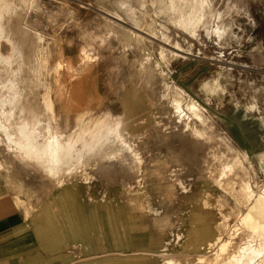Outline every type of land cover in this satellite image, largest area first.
<instances>
[{"label": "rangeland", "instance_id": "obj_1", "mask_svg": "<svg viewBox=\"0 0 264 264\" xmlns=\"http://www.w3.org/2000/svg\"><path fill=\"white\" fill-rule=\"evenodd\" d=\"M10 1L16 3L18 7L17 0ZM34 1L31 6L19 5L18 10L23 22L28 19L27 21L32 23V31L39 35L37 49L41 54H45L48 67L42 71L39 79L41 84L51 88V97H54L53 93L57 86L62 87L65 79H68L69 75L75 74V69L79 64L77 53L80 49L94 46L97 48V45L100 44L98 47L101 48H97L92 62L80 73V77L73 81V92H75V95L71 96L73 104L75 107L77 106L78 110L85 107L84 111L89 110V113L98 115L106 110L118 114L122 111L123 105L129 103L131 112L127 116V121L132 123L128 126L131 136L132 134H141V131H149V134H143L137 143V152L141 153L139 157L143 160H141V165L138 164L140 167L134 169L133 173L120 167L114 169V172L111 170V172H107L108 174L105 173L106 175L94 172V177L91 178L88 188L80 184L73 188L70 198L77 208L74 221L79 226L64 230L57 229L48 233L53 237L48 246L40 248L42 259L48 262L46 256L49 255L52 259V263L49 264H56L55 260L57 258L60 260V255L68 254L74 258L73 264H164L165 257H177V253L181 250L185 252V247H181V243L173 241L178 231H196L201 226L208 225L211 228L214 226V222L218 219L219 190L215 186H211L212 183L209 179L197 182L196 180L186 181L187 174L180 170V167L165 168V173L173 170L172 173L175 176H167L162 180L156 179L161 173L153 167L158 165L160 160L162 161V156H165V162L169 166L179 165L181 158L183 165L188 170L195 169L207 145H195L174 133H178V131L172 132L174 117L166 105L159 104V84L147 83L140 78L134 63V59L138 56L133 47H121L114 37L106 34L105 18L128 29H136L126 19L122 10L117 8L115 0ZM135 1L133 0V6L135 5V10L139 13L141 8ZM229 1L239 5L232 26L235 38H229L232 40L231 45L221 46L212 35L206 37L201 31H199L198 39L191 38L170 24H166L168 40L151 34L144 35L151 41L154 48L163 46L171 49L174 40H177L181 45L182 64L175 68L177 74H175L174 80L185 86L186 90L190 86L214 77L220 66L229 69L230 72L229 81L224 84L226 94H229L227 97L236 98L234 91L245 97L254 86L264 89V81L260 78L264 75V65H261L259 61L264 56V0H221L216 3V7L224 10L226 3H230ZM148 3L147 0L145 9H148ZM244 10L249 13V17L243 13ZM146 18L148 21L155 20L158 28L160 23L165 22L164 17L154 14L152 11H149ZM88 31H92V34H89ZM94 31L97 32V37L95 33L93 34ZM88 34L92 37L91 39L88 38ZM94 36L96 40L100 37L95 41L97 43L94 42ZM102 37L105 43L99 40ZM84 42H89L88 46ZM3 50L6 51L5 48ZM65 65L66 67H64ZM62 70L64 74H62ZM42 80L44 81L42 82ZM231 86H234V89ZM42 92L43 88L40 87L37 98L42 95ZM70 92L72 93L71 89ZM129 93L131 94L129 95ZM54 99L55 108L59 111L61 101L56 97ZM227 101L229 107L233 108L234 101L229 98ZM210 107L213 125L226 132L223 129V121L220 119L223 115L222 111H220V115L216 114L217 108L214 102ZM74 113V105H72L68 113L67 121L69 123H71ZM154 114H159L161 124L168 123L171 126L166 141L163 139L165 135L157 138L151 131L155 128V119L152 117ZM153 132L156 133V131ZM255 132L258 133V130L256 129ZM263 147L262 145L261 148ZM172 156H176L177 159L171 160ZM5 173L3 171L0 177L5 180H3L5 186L10 187L15 195L14 183H20L23 186V193H18L19 196L30 202L31 196L34 195L33 203L35 204L41 205L47 198L45 193H49L50 190L53 192L57 186L48 183V187H46L45 179L32 171L21 170L16 164H13L8 174L13 183L5 179ZM199 173V171H195V174L199 175ZM151 177L154 179H148ZM21 178H25L26 182L31 180L34 183L29 186ZM63 179V183H68L76 181L78 177L72 176ZM148 180L150 181L145 189L147 193H140L141 188L146 185ZM179 180L187 183V192H182L177 186ZM259 180L264 182L262 174H259ZM101 197L102 199H111L110 204L116 210L118 218L120 217L126 223L117 225L114 230L108 226H99L98 228L95 226L98 219L105 218L106 215V211L100 203ZM202 201L203 206L208 203L207 209L201 207L200 202ZM229 207L227 206L225 211L220 206V211L227 214L230 212ZM11 211L13 210L9 206H5L3 209V213ZM20 212L22 214V211ZM227 222L231 225L234 222V217L229 216ZM104 223L107 222L104 221ZM81 224L84 225L80 226ZM83 234L84 237H82ZM115 235L118 239L124 240V243L117 244ZM168 240H171L170 244L166 248L165 256L161 257L157 255L155 257L138 255L143 256L142 258L131 255L117 257L112 251L97 254L96 257L90 255L110 248L162 251L163 245ZM187 258V260L179 258L176 264H197L195 256Z\"/></svg>", "mask_w": 264, "mask_h": 264}, {"label": "bare ground", "instance_id": "obj_2", "mask_svg": "<svg viewBox=\"0 0 264 264\" xmlns=\"http://www.w3.org/2000/svg\"><path fill=\"white\" fill-rule=\"evenodd\" d=\"M136 1L141 8L139 13L136 12L135 5L133 6V0H115L117 8L122 10L136 31L105 18V32L114 37L121 47H133L137 52L138 57L134 59V63L142 80L159 84V104L166 105L174 117L172 132L178 131L174 133L195 145H207L195 169L188 170L180 158V170L186 172V181L196 180L197 182L209 179L211 186L219 190L218 219L214 222V226L198 233L178 231L173 241L181 243V247H185V252L181 250L177 253V257H165L163 263L176 264L179 258L187 260V257L195 256L197 264H247L251 254L247 250L242 252L241 249L250 248L259 251L264 246V240L261 239L259 232L253 233L240 226L239 221L248 215L245 204L248 203L247 197L250 193L246 189L251 187L253 189L251 195L256 197L251 204H248V207L257 204L260 196L264 195V190L255 192L256 186L262 183L259 180V174L264 177V168L260 167L261 161H264V151L254 153L244 139H241V144L245 147L241 150L230 135L213 125L212 116L203 102L191 96L185 86L174 80L177 74L175 68L182 64L183 58L180 54L181 45L177 40L172 41L171 49L163 46L154 48L151 41L144 36L151 34L168 40L166 24H170L191 38L198 39L199 31H201L206 37L212 35L221 46L231 45L232 40L229 38H235L232 26L239 5L229 1L225 9L221 10L217 8L218 6L216 7V3L221 0H207L209 5L207 8L199 6L200 0H148L149 7L145 9L147 0ZM34 2V0H17L18 7L19 5L31 6ZM170 3H187L188 7H178L173 12L171 7L162 6ZM18 7L10 0H0V36L4 41L0 43V177L4 171L6 172L5 179L13 183L8 174L13 164H16L21 170L32 171L45 179L46 187L48 183L58 186L63 183V178L72 176L78 177L77 180L82 183L89 184L91 178L94 177V172L106 175L105 173L111 170L114 172L117 167L124 169L126 160L132 161L133 166L134 163L140 164L143 159L139 157L141 153L138 154L136 149L135 140L138 138L131 136L128 130V126L132 125L131 121H127V116L131 112L129 103L124 104L122 111L118 114L106 110L93 115L88 112L89 110L84 111L85 107L78 110L71 100V96L75 95L73 81L79 78L80 73L92 62L97 48H101L98 47L100 44L97 48L94 45L92 48L89 45L90 48L87 49L80 46L82 48L77 53L79 64L76 65L75 74L69 75L63 86H57L54 90V97L61 101L60 109L57 111L55 99L50 95L51 88L49 89L48 85L45 87L39 79L42 71L48 68L45 54H41L37 49L39 35L32 31V23L28 22V19L23 22ZM149 11L165 18V22L160 23L159 28L155 20H147L146 16ZM243 13L249 17V13L245 10ZM185 28L190 30L195 28V37L190 32L186 33ZM91 32L88 31L89 34ZM89 34L88 38L91 39ZM95 36L94 42L100 38L96 40L97 36ZM9 40L11 44L7 43ZM99 40L105 43L103 37ZM176 45H179L178 49L175 48ZM4 48L6 51L3 50ZM161 56H164L163 60L160 59ZM63 70L62 74H64ZM229 73V69L220 66L213 78L203 80L195 86L201 91L204 83L215 81L222 90L211 99L209 93L201 91L203 98L212 100L222 110L229 108L227 101L229 98L234 101L232 105L237 110L236 98L227 97L229 94L227 95L224 89V84L229 81ZM40 87L43 88V92L37 98ZM71 104L74 105L75 115L69 123L67 120L69 109L72 108ZM253 105L245 108L246 113L257 111L256 105L255 108ZM158 115L152 116L155 119L154 125L155 128L163 127L166 133L163 139L166 141L171 126L168 123L161 124ZM106 116L119 118L121 125L119 139L109 135L108 129L113 125L105 120ZM21 124L26 125L23 128V136L19 130ZM5 129H7L6 132ZM193 131L199 132L200 137H195ZM174 159L176 160L177 157L172 156L171 160L174 161ZM195 171H199V175L195 174ZM172 172L173 170H170L165 177L172 176ZM15 180L18 179L15 178ZM178 184L182 192H187L188 185L185 181L179 180ZM14 189L16 190L13 197L14 206L29 213L33 209L31 203L27 199H22L18 194L23 193V186L20 183H14ZM222 201L230 206V212L227 214L220 211ZM229 216L234 217L231 225L227 222ZM255 219L256 217L253 216V220ZM169 241L171 240L166 241L163 250L157 256H165ZM221 247L225 249L223 252H221ZM254 264H264V257H256Z\"/></svg>", "mask_w": 264, "mask_h": 264}, {"label": "crops", "instance_id": "obj_3", "mask_svg": "<svg viewBox=\"0 0 264 264\" xmlns=\"http://www.w3.org/2000/svg\"><path fill=\"white\" fill-rule=\"evenodd\" d=\"M253 59L254 58L252 56V61ZM259 61L261 65H264V56ZM260 78L262 79V81H264V75H262ZM233 84H234V80H233ZM231 87L232 89H234V86ZM188 91L191 96L203 102L208 112L212 116L211 114L212 109L210 105L213 101L204 99L202 92L200 91V88H197V86L195 85L190 86L188 88ZM234 93L236 95V100L238 103L237 110L232 109L230 107L227 108L226 110H222L214 102L217 108L216 114L220 115V111H222L223 115L221 116L220 119L223 121L222 122L223 129H225L226 132H224L220 128L219 130L227 135H230L233 138V140H235L237 146L241 148V150H243L245 147L244 145L241 144V139H244L248 142L249 144L248 146L252 147L254 153L257 152L263 153L264 147L261 148V146L262 145L264 146V89L262 87L254 86L251 92L245 97L236 93V91H234ZM253 104L256 105L257 111H254L253 113H246L247 110L245 108ZM151 119L154 120L153 118ZM256 129L258 130V133L255 132ZM151 131L154 134V136H156L157 138L160 136L163 137L165 135V130L160 129L158 127L152 129ZM153 131H156V133ZM143 134H149V131L148 132L141 131V134L140 133H137L135 135L132 134V136L138 138L137 140H135L136 148H137V143L139 142V139H141V136H143ZM126 162L127 163L125 164L124 169L127 172L133 173L134 169H137L141 165V163L140 165L134 163L133 166L132 161L128 162L126 160ZM176 167L181 168L180 163L179 165H174V167H171L167 165V163L165 162V156H162V161L160 160L159 164L153 167L154 169L159 170L161 172V175L157 176L156 179L162 180L166 178L165 168L174 169ZM173 175L175 176L174 173ZM21 179L23 180L24 183L28 184L29 186H31L32 183H34V181L32 182L31 180L26 182L25 178L24 179L21 178ZM148 179L152 180L154 179V177ZM149 181L150 180L146 182V186H143L141 188L140 193L142 194L147 193L145 189H147L148 187L147 183H149ZM79 184L83 185L85 188L89 187L88 184H85L84 182L82 183L81 181L78 180L73 182H68V184L62 183L56 186L53 192L45 193V195H47V198L43 201L41 205L33 203L34 195L31 196L30 203L32 204L33 209L30 210L29 213H25V211L22 208H17L14 206V202H13L14 191L10 187H6L2 178H0V264L52 263V259L49 255L46 256V258H48V262L42 259L40 248L45 247V245L48 246V243L51 242L50 240H52L53 236L51 234L48 235V233H51L52 231L57 229L64 230V229L72 228L73 226H79V224L75 223L74 221L75 218L74 214L76 213L75 211L77 208H75V204L73 200L70 198L72 197L71 196L73 190L72 188H74L76 185ZM178 185L179 184L177 182V186ZM7 195H9V197H7ZM110 200L111 199L109 198L102 199V197L100 199V203L103 205L106 211V215H105L106 220L105 218L102 217L99 218L98 223L95 224L97 228L99 226H108L114 230L117 225H122L125 223L124 220L122 221L120 220V217L118 218L116 210L110 204ZM200 205L202 208L205 209L208 208L203 206V201L200 202ZM5 206H9L13 211L9 213H3V209ZM16 210L22 211V214L20 211H16ZM104 221H106L107 223L105 224ZM40 223L42 224V226ZM83 225L84 224H81L80 226ZM209 229H211V226L205 225V226H201L196 231L188 230L186 232L198 233V232L207 231ZM84 236L85 235L83 234L82 237ZM114 237L117 244L124 243V240L118 239L117 235H115ZM111 251L112 253L116 254L117 257H124L131 255V256H136L138 258L143 257L138 255H145V256L150 255L155 257V255L161 252V250L160 251L149 250V249L145 250L140 248H134V249L110 248L109 250L107 249L104 251L92 253L90 255L96 257L101 253L111 252ZM59 259L60 260H58L57 258L55 260L56 264L74 263L73 261L74 258H71L68 254L60 255Z\"/></svg>", "mask_w": 264, "mask_h": 264}, {"label": "snow or ice", "instance_id": "obj_4", "mask_svg": "<svg viewBox=\"0 0 264 264\" xmlns=\"http://www.w3.org/2000/svg\"><path fill=\"white\" fill-rule=\"evenodd\" d=\"M162 6L163 7H171L172 11L175 12L178 7L186 8V7H188V4L187 3H183V4L170 3V4H165ZM199 6L201 8L209 7L207 0H200ZM184 31L186 33L190 32V34L193 37H195V28H192L191 30L188 28H185ZM0 43H4L2 36H0ZM7 43L11 44V41L9 40V41H7ZM175 48L178 49L179 45H176ZM174 51H175V49H174ZM193 51H195V50L193 49ZM160 59L163 60L164 56H161ZM158 67H159V65H158ZM221 90L222 89L219 87V85L215 81H210V82L204 83L201 86V91L203 93H209L210 99L212 97L218 95ZM253 108H255V105H253ZM105 120H108L113 125L112 127H110L108 129L109 135H112V136L116 137L117 139H119V134H120V129H121V125L119 123V118L106 116ZM25 126L26 125H24V124L19 125V130H20L21 136H23V128ZM6 131H7V129H5V132ZM49 134L51 135V132ZM193 135L195 137H200L201 134L199 132L193 131ZM50 143H51V141H50ZM9 150L11 151V149H9ZM260 167L264 168V161H261ZM246 190L250 193L247 197L248 203L245 204V207L247 208V211H248V215H246L243 219H241L239 221V224H240V226L247 229L248 231H251L253 233L259 232L261 234V239L264 240V195L260 196L257 204H254L251 207H248V204H251V202L253 200H255L256 197L251 195V193L253 192V189L251 187H248ZM262 190H264V183L258 184L255 188V192H261ZM206 199H208V198H206ZM225 199H227V198H225ZM208 206H209L208 203H206L205 207H208ZM221 208L225 211L227 210V204L223 201L221 202ZM253 216L256 217L255 220H253ZM224 250H225L224 247H221V252H223ZM245 250H247L251 254L250 258L247 260V264H254L256 257H264V246H262L259 251L255 250V249H250V248L249 249H241L242 252H244Z\"/></svg>", "mask_w": 264, "mask_h": 264}]
</instances>
